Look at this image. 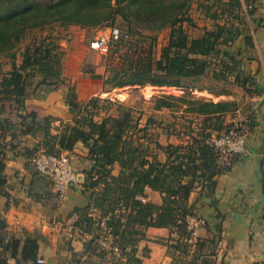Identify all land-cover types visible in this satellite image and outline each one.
Instances as JSON below:
<instances>
[{
    "label": "trees",
    "instance_id": "1",
    "mask_svg": "<svg viewBox=\"0 0 264 264\" xmlns=\"http://www.w3.org/2000/svg\"><path fill=\"white\" fill-rule=\"evenodd\" d=\"M255 1L245 0L250 16L254 14ZM191 2L0 0V58L7 56L12 63V68L7 71L3 70L0 63V187L5 188L7 183L6 138L7 129L12 127L10 120L4 116L6 104L16 100L23 106L30 97L43 98L55 91L63 81V51L53 34L57 25L96 27L107 21L115 23L118 18L127 23L130 29L127 32L121 31L120 38L111 42L110 50L115 48L112 55L120 47H126V51L120 55V63L113 65L110 75L104 77V85L110 88L146 84L185 87L184 81L192 84L209 78L217 83H233L247 93L260 94L255 76L245 70L243 60L230 50L242 30H245L239 22L242 23L244 16L243 1L203 0V4L207 2V17L216 21L215 27L192 38L183 26L184 22L194 25L189 15ZM215 6L218 10L211 12ZM225 14L229 16L222 24L220 20ZM230 17L238 20L239 24L230 21ZM166 28H171L170 42L162 58L156 60L153 44L146 46L143 42L155 37L145 36L133 29L158 32ZM47 29L51 30L47 36L35 35L19 54V47L28 34ZM137 35L138 39H135ZM246 41L252 44V38L248 35ZM19 55L21 63L17 61ZM199 89H207L214 94H230L226 87L215 90L202 85ZM37 91L44 92L39 96ZM100 100L99 97H93L89 104L97 107ZM175 101L185 103L187 112L203 117L204 126L201 132L191 136L187 144H158L166 152L165 161L158 159L156 154L150 156L145 152L146 149H141L142 144L136 145L127 138L129 128L133 126V114L132 108L123 103H119V115L110 114L96 120V113L88 110L87 106L81 108L74 94L69 91L66 103L70 106L73 123H67L57 135L50 132L52 117L37 122L33 128L34 133L37 130L42 133L40 145L48 153L60 155L64 150L73 149L79 141L88 148L92 167L87 172L85 182V191L90 199L85 221L93 228L88 215L91 205L111 214L116 241L128 256L130 264L141 263L134 254L137 239L133 234L137 232L131 227L135 223L175 230L178 235L177 248L187 252V218L195 215V205H190L191 193L202 186V192L206 194L204 196H208L216 187V176L229 167L220 163L215 149L205 140L213 133L208 130L211 128L210 123L221 125L219 117L236 111L239 106L237 100L214 101L193 95H164L157 98L155 108H173L177 105ZM115 168L118 169L117 173H114ZM146 187L162 195L160 204L142 202L140 197L146 194ZM109 200L113 201L114 207L105 210L104 204ZM118 210L121 211L119 214ZM128 210L131 212L127 214ZM5 225L0 220V226ZM94 241L101 260L102 252L99 250L97 236ZM38 248L37 238L28 237L18 264H40Z\"/></svg>",
    "mask_w": 264,
    "mask_h": 264
},
{
    "label": "crops",
    "instance_id": "2",
    "mask_svg": "<svg viewBox=\"0 0 264 264\" xmlns=\"http://www.w3.org/2000/svg\"><path fill=\"white\" fill-rule=\"evenodd\" d=\"M242 1L246 14L242 22L248 28L242 30L230 50L255 76L261 93H247L235 85L240 96L211 92V99L237 100L238 109L221 115L219 121L225 126L241 116L249 120L248 153L230 159L228 170L216 176V187L208 196H204L202 186L191 193L194 216L204 218L206 223L194 243L188 244L187 252L177 248L175 230L141 223L131 227L137 232L133 234L137 239L134 254L140 264H264V0L255 1L252 16ZM246 35L252 38L251 45ZM6 107L5 117L15 129H7V183L5 188L0 187V220L6 223L0 226V264H18L30 236L38 240V258L45 260L43 264H102L94 229L85 221L90 204L85 182L92 167L88 148L79 141L73 149L63 151L78 173L77 182L63 198L37 173L30 159L35 149L43 148L42 133L33 132L37 122L52 117L50 132L57 135L73 119L66 100L52 91L43 98L26 99L23 106L14 100ZM200 119L203 122V117ZM145 193L140 197L142 202H162L158 191L146 187Z\"/></svg>",
    "mask_w": 264,
    "mask_h": 264
},
{
    "label": "rangeland",
    "instance_id": "3",
    "mask_svg": "<svg viewBox=\"0 0 264 264\" xmlns=\"http://www.w3.org/2000/svg\"><path fill=\"white\" fill-rule=\"evenodd\" d=\"M202 1L203 0H192L191 2L189 15L192 17L194 25H190L188 22L183 23L184 28L191 38L201 36L206 29L215 27L214 24L216 21L207 17L205 11L207 2L203 4ZM216 9L217 7L215 6L211 12ZM228 16V14H225L220 22L222 24L225 23ZM230 19V21H234L238 24V20L234 17H230ZM239 22L242 28H245V30L248 28L246 22ZM114 28L123 32H127L130 29L127 23L119 18L115 23L107 21L96 27H81L79 25H70L68 27H60L57 25L55 27L53 34L57 37L61 50L63 51L62 61L64 64L63 81L55 91H58L65 100L67 93L71 91L75 96V101L81 105V108H86L87 106L88 110L96 113V120H101L103 117L110 114L119 115L121 113L118 108L119 103L131 107L133 126L129 128L127 138L131 139L136 145L142 144L141 149H146L145 152L150 156L156 154L158 159L165 160L167 156L166 152L164 149L160 148L158 144H162L163 146H167L168 144H187L191 136L201 132L204 126L200 117L185 110L187 106L185 103L175 101L177 105L173 108L163 107L156 109L155 105L158 97L164 95H174L177 97L182 95H193L196 97L213 98L214 95L209 92V90L199 89L202 85L213 87L215 90L226 87L233 96H240L242 94L240 91L236 92L238 87L233 83H217L209 78L192 84H189L188 81H184L185 87L157 86L152 84L127 85L116 88L105 86L103 82L104 77L110 75L113 65H118L120 63V55L126 51V47H120V49L112 55L115 48L113 49L112 47L107 53H101L91 49L90 42L100 34H104L110 39L112 36V29ZM133 30L148 37H155L153 40L145 39L146 41L143 42L146 46L152 43L154 58L156 60L161 59L165 48L168 47L170 42L171 28H166L158 32L148 29ZM50 31L51 30L47 29L45 31H34L28 34L19 47V54L35 35L44 37L47 36ZM136 38L138 39V35L135 39ZM17 61L21 63V55L18 56ZM0 63H2L4 71L12 68L11 59L7 56H2L0 58ZM187 85L192 87H187ZM43 92L44 91H37V94L41 96ZM93 97L101 98L97 107L89 104ZM68 107L70 109L69 105ZM67 123H73V119ZM67 123L64 124V127ZM228 126L229 125L224 126L223 124L216 125L210 123V127L212 128L211 132L224 131ZM214 128L218 130H213ZM192 132H195V134H192ZM112 202V200L106 201L104 209H112L114 207L112 206ZM117 212L119 214L121 211L118 210Z\"/></svg>",
    "mask_w": 264,
    "mask_h": 264
},
{
    "label": "built area",
    "instance_id": "4",
    "mask_svg": "<svg viewBox=\"0 0 264 264\" xmlns=\"http://www.w3.org/2000/svg\"><path fill=\"white\" fill-rule=\"evenodd\" d=\"M120 36L121 31L114 28L110 39L100 34L91 40L90 47L95 51L107 53L111 42L119 39ZM249 132V120L241 116L224 131L213 132L207 136L205 141L215 149L220 163L228 165L233 156H244L248 153ZM30 159L35 169L50 182L53 191L60 198H63L70 186L77 182L78 173L67 154H51L43 148H38ZM88 215L91 218L95 236H97L99 250L102 252V264H130L128 256L116 241L111 214L91 205ZM205 223L206 220L198 216L187 218L189 236L186 241L188 243H194L198 230ZM44 262L43 258L38 259V263L43 264Z\"/></svg>",
    "mask_w": 264,
    "mask_h": 264
}]
</instances>
